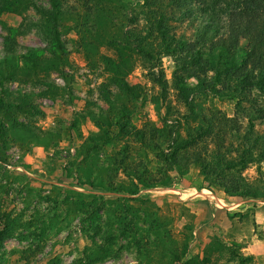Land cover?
I'll use <instances>...</instances> for the list:
<instances>
[{"label": "trees", "instance_id": "trees-1", "mask_svg": "<svg viewBox=\"0 0 264 264\" xmlns=\"http://www.w3.org/2000/svg\"><path fill=\"white\" fill-rule=\"evenodd\" d=\"M76 1L80 6L70 0H49L48 10L34 5L46 23L47 47L29 48L16 59L7 55L0 60V156L10 148V129L34 133L35 119L42 116L39 99L56 101L72 95L71 88H61L51 80L53 72L63 74L66 81L71 78L65 74L70 66V51L62 39L65 20L74 24L72 30L78 36L74 48L90 59L95 34L87 32L89 21L102 15L108 21L119 10L126 24L115 48L116 59H104L112 75L101 86L100 96L109 101L116 88L134 104L148 102L146 92L125 80L130 52L144 61L150 81L163 96L167 88L163 58L168 57L174 63L178 100L187 113L174 121L168 113L162 114L160 125L144 120L140 127L133 124V112L126 106L104 119L92 114L99 132L89 137L84 155L112 143H123V147L111 159L105 180L98 185L92 181L83 184L105 194L76 193L73 201L68 198L64 203H75L74 214L97 253L88 255L93 259L90 263L116 257L114 248L120 245L143 258L156 254L159 260L167 259V264H210L206 257L188 259L191 238L186 233L181 243L167 247L173 236L161 234L158 208L141 209L147 201L132 197L142 190L174 186L173 173L183 178L197 170L203 189L222 192L228 198L264 202V175L255 183L242 176L249 167L264 164V0H241L228 6L219 0H140L138 9L131 0ZM106 2L123 5L106 12L102 5ZM24 3L0 0V21L7 13H20ZM91 27L97 29L98 24ZM13 33L16 31H9L8 43ZM20 63L27 70L23 81L17 77ZM12 83L29 85L31 90H10ZM204 93L235 101V116L200 109L194 94ZM182 124L184 136L179 129ZM75 128L73 121L67 131ZM151 156L156 160L155 170L150 166ZM13 231L14 221L0 212V253L13 238ZM228 244V264H254L252 256L241 252L242 244Z\"/></svg>", "mask_w": 264, "mask_h": 264}, {"label": "rangeland", "instance_id": "rangeland-1", "mask_svg": "<svg viewBox=\"0 0 264 264\" xmlns=\"http://www.w3.org/2000/svg\"><path fill=\"white\" fill-rule=\"evenodd\" d=\"M219 1L228 6L241 0ZM24 2L20 13H7L1 18L0 60L7 55L16 59L29 48L47 47L44 36L46 23L34 5L48 10L49 0ZM131 2L137 9L141 3L140 0ZM70 4L80 6L76 0H70ZM102 5L108 12L110 8L123 4L106 2ZM119 13L117 10L108 21L105 15L89 21L87 32L95 34L90 59L84 51L74 48L78 36L72 30L74 24L68 21L69 18L65 20L62 39L70 51V66L66 67L65 74L71 78L66 81L63 74L53 72L51 80L61 88H71V97L56 101L39 99L37 105L42 116L35 119L33 134L22 129H10V148L5 156H0V212L14 221V235L0 253V264H94L90 263L92 258L88 255L97 253L82 232L77 214H74L75 203L66 205L64 201L72 200L76 193L105 194L94 190L91 184H83L92 181L98 185L105 180L111 159L123 143H112L84 155L89 137L99 132L90 116L103 115L104 119L109 112L114 116L118 109L126 106L133 112V124L140 127L144 120L160 125V116L166 113L171 121L187 113L178 100L173 84L174 63L168 57L163 58L167 81L164 101L158 86L150 81L144 61L133 52L128 53L131 59L125 80L146 92L148 102L134 104L116 88H112L109 101L100 96L101 86L112 75L104 59H116L115 48L122 40L121 30L126 24ZM95 22L97 29L91 27ZM10 30L16 33L8 43L6 38ZM26 74L27 70L20 63L17 77L23 81ZM192 84L197 89L196 84ZM8 86L10 90H31L29 85L24 87L18 83ZM194 98L200 109H216L229 118L235 116L233 100L213 93L194 94ZM21 121L26 122L24 119ZM73 121L76 128L68 132V125ZM179 129L184 136L186 127L182 124ZM151 160V169L155 170L154 156ZM261 175H264V164L253 165L242 174L250 183H255ZM172 176L176 178L172 182L174 186L142 190L132 197L147 201L141 209L155 211L158 208L161 234L170 232L173 236L167 247L181 243L182 234L186 233L191 238L188 259L206 257L210 264H228L227 245L237 241L242 244L241 252L253 257L254 264H264V202L228 198L222 192L203 189L197 170L183 178H178L175 173ZM114 250L116 257L105 258L95 264H167V259L159 260L156 254L143 258L126 246L118 245Z\"/></svg>", "mask_w": 264, "mask_h": 264}]
</instances>
